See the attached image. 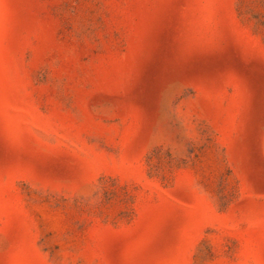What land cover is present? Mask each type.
Instances as JSON below:
<instances>
[{"label": "rangeland", "instance_id": "rangeland-1", "mask_svg": "<svg viewBox=\"0 0 264 264\" xmlns=\"http://www.w3.org/2000/svg\"><path fill=\"white\" fill-rule=\"evenodd\" d=\"M263 85L264 0H0V264H264Z\"/></svg>", "mask_w": 264, "mask_h": 264}, {"label": "bare ground", "instance_id": "bare-ground-1", "mask_svg": "<svg viewBox=\"0 0 264 264\" xmlns=\"http://www.w3.org/2000/svg\"><path fill=\"white\" fill-rule=\"evenodd\" d=\"M158 80H159V79H158ZM254 83H255V82H254ZM259 83H260V82H259ZM255 85H256V84H255ZM259 85H261V84H259ZM263 86H264V85H263ZM257 88H258V87H257ZM261 88H262V87H261ZM263 88H264V87H263ZM263 88H262V89H263ZM262 91H263V90H262ZM260 93H261V91H260ZM263 93H264V91H263Z\"/></svg>", "mask_w": 264, "mask_h": 264}]
</instances>
